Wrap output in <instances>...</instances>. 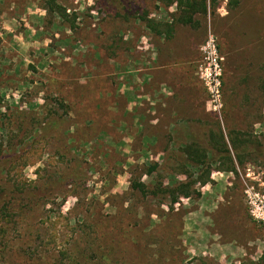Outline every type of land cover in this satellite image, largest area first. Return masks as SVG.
Masks as SVG:
<instances>
[{
	"label": "rangeland",
	"instance_id": "1",
	"mask_svg": "<svg viewBox=\"0 0 264 264\" xmlns=\"http://www.w3.org/2000/svg\"><path fill=\"white\" fill-rule=\"evenodd\" d=\"M50 3L0 0V264L258 263L264 0Z\"/></svg>",
	"mask_w": 264,
	"mask_h": 264
},
{
	"label": "trees",
	"instance_id": "2",
	"mask_svg": "<svg viewBox=\"0 0 264 264\" xmlns=\"http://www.w3.org/2000/svg\"><path fill=\"white\" fill-rule=\"evenodd\" d=\"M177 2H178L177 4H178L180 9L184 8V11H181V15L179 18V22L182 24L193 26V25H195L194 24V16H196L197 14H207V10H208L207 0H185V1L177 0ZM211 3H212V8H214L216 0H211ZM50 9L55 10V8L53 6V0H52V3H50ZM244 145L245 144H242L240 142L239 138H237L236 141H233L234 150L238 152L237 153L238 156L236 158H237L238 165H240V166L243 165V161H242L241 156H240L242 153H239V152L241 151V149ZM250 146L247 147V151L245 150L246 152L250 151V153H251ZM224 147L226 148L227 145L225 144ZM244 149H246V148H244ZM243 154L249 155L248 153H245V152ZM220 166L221 167H219V172L237 173L236 161L231 156L229 150H227L226 157L220 160ZM205 168H206V166L204 167L203 170H201L199 178H197L195 180V182H193L192 184H189V183L180 184V188H182V189L186 188L188 190V193H186L184 196L186 199H190L194 195H196L197 197H200V194L197 191L193 190V188L195 187L194 185L199 184L202 187H205L206 185L212 183L211 174L209 172H207V169H205ZM134 190L138 193H144L145 192V189H143V187L141 185H137ZM7 204H8V206H3V207L1 206V208H0V214L1 215H4V214L8 215L11 213V211H9V210H11L9 208V203H7ZM83 258L85 259L86 255H84ZM100 260L103 264L105 261H108V257L104 254ZM251 264H264V255L258 263H251Z\"/></svg>",
	"mask_w": 264,
	"mask_h": 264
},
{
	"label": "built area",
	"instance_id": "3",
	"mask_svg": "<svg viewBox=\"0 0 264 264\" xmlns=\"http://www.w3.org/2000/svg\"><path fill=\"white\" fill-rule=\"evenodd\" d=\"M250 206L255 219L264 224V203L259 196H254L249 193Z\"/></svg>",
	"mask_w": 264,
	"mask_h": 264
}]
</instances>
